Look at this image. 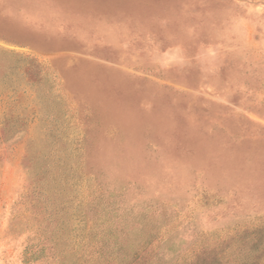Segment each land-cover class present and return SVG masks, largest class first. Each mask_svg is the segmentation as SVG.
I'll return each instance as SVG.
<instances>
[{
  "label": "rangeland",
  "instance_id": "obj_1",
  "mask_svg": "<svg viewBox=\"0 0 264 264\" xmlns=\"http://www.w3.org/2000/svg\"><path fill=\"white\" fill-rule=\"evenodd\" d=\"M0 264H264V0H0Z\"/></svg>",
  "mask_w": 264,
  "mask_h": 264
}]
</instances>
